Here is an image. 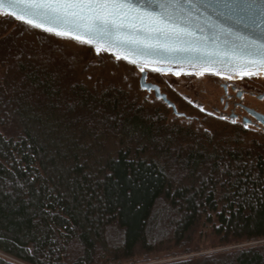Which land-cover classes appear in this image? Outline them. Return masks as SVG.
Here are the masks:
<instances>
[{"label": "trees", "instance_id": "trees-1", "mask_svg": "<svg viewBox=\"0 0 264 264\" xmlns=\"http://www.w3.org/2000/svg\"><path fill=\"white\" fill-rule=\"evenodd\" d=\"M92 51L0 19V264H264V134L180 122ZM201 227L222 249L199 253Z\"/></svg>", "mask_w": 264, "mask_h": 264}, {"label": "snow or ice", "instance_id": "snow-or-ice-1", "mask_svg": "<svg viewBox=\"0 0 264 264\" xmlns=\"http://www.w3.org/2000/svg\"><path fill=\"white\" fill-rule=\"evenodd\" d=\"M5 5L32 28L94 45L98 54L102 41L138 57L165 53L192 67L242 71L241 78L254 75L244 69L264 68V0H0Z\"/></svg>", "mask_w": 264, "mask_h": 264}, {"label": "flooded vegetation", "instance_id": "flooded-vegetation-1", "mask_svg": "<svg viewBox=\"0 0 264 264\" xmlns=\"http://www.w3.org/2000/svg\"><path fill=\"white\" fill-rule=\"evenodd\" d=\"M147 74L148 71L145 74L146 78ZM172 75L186 78L187 88L191 91L190 94L184 93L185 103L188 106L196 107L201 114L212 115L243 129L264 134V125L256 118L257 114L264 116V110L259 107V104L264 102L263 73L254 74L251 78L248 76L241 78L242 75L231 76V79H228L229 75L224 74L199 76L197 73H188ZM201 85L205 88H201ZM205 95L207 98H203ZM201 107L205 111H201ZM189 117L194 121H199L198 116L190 115ZM233 119H235V123L232 122Z\"/></svg>", "mask_w": 264, "mask_h": 264}, {"label": "rangeland", "instance_id": "rangeland-1", "mask_svg": "<svg viewBox=\"0 0 264 264\" xmlns=\"http://www.w3.org/2000/svg\"><path fill=\"white\" fill-rule=\"evenodd\" d=\"M2 15L0 14V19H2ZM2 23V22H1ZM9 25V22H6ZM11 24V23H10ZM12 25H10L11 27ZM5 27H9V26H5ZM7 29V28H6ZM63 51L65 50L68 54L74 55L75 57H82L84 52L82 50V48H80L79 46L73 44V43H64L62 46ZM82 49V50H81ZM86 54V53H85ZM90 54L92 56H96L97 52L96 51H92V53L90 52ZM114 58V57H113ZM78 59V58H77ZM95 62H97L96 59H93V57L90 59V61H87L86 63H88V67H86L84 69V66H80V76L86 75L87 77H92L93 80V74L94 73H99V72H94L95 70H97V67H94L93 65L95 64ZM93 65H90V64ZM90 66H92V69H90ZM108 70L110 71L109 74L110 75V79H112V77L116 78V80H118L120 83H123V86L127 89H129V91L132 93L134 92V87H133V82L134 78L133 76L137 79L140 76V73L135 74V71H133V69H131L129 71V67L123 63H120L118 65H112L111 63L108 64L107 66ZM135 68V67H134ZM137 69V68H135ZM139 70V69H138ZM92 71V72H91ZM140 71V70H139ZM149 72V71H148ZM116 73L120 74V75H116ZM82 74V75H81ZM108 75V76H109ZM107 76V75H106ZM116 76H119L118 78ZM108 78V77H107ZM121 79V80H120ZM123 80V81H122ZM147 81L152 82V83H156L157 85H159L162 89V91H164L168 97V99L170 101H173V103L175 104L176 108L178 109V111H183L185 112L187 115H195L198 116V120L199 121H195L198 122V124H200L201 121H203L204 119V114H201L200 112H198L196 107H192V106H188L185 101V95L186 94H190L191 91L189 88H187L188 86L186 85L187 80L186 78L182 77H178L172 74H153V73H148L147 74ZM91 81V80H90ZM137 80H136V85H137ZM201 88H205L203 85L200 86ZM140 96L142 97H149V99H155L153 91L147 92L145 89L140 90ZM135 93V92H134ZM203 98H207V95H205V97ZM204 100V99H203ZM260 108L264 110V102H261L259 104ZM165 107V106H164ZM166 111L168 112V115L170 117H175V115L172 113V110L170 108L165 107ZM176 120L183 122L184 118L182 117H175ZM218 118V117H217ZM204 123V122H203ZM194 124V123H193ZM202 124V123H201ZM252 132V131H251ZM201 230L200 235L196 238L198 240V247L201 249L202 247L206 248H202L200 250L199 253H207V252H211L213 250H220L222 249V245H220V241H218L217 238H215L214 236L211 235V232L206 229L205 227H201L199 228ZM225 240L228 239L229 237V232L225 231L223 234ZM211 246H214L215 248H209ZM209 248V249H208ZM165 253L162 252V254H160L159 256H150L151 258H149L148 262H142V263H138V264H153V263H159V262H163V261H168V260H172V259H178L181 257H186V256H177V257H166V255H164Z\"/></svg>", "mask_w": 264, "mask_h": 264}, {"label": "water", "instance_id": "water-1", "mask_svg": "<svg viewBox=\"0 0 264 264\" xmlns=\"http://www.w3.org/2000/svg\"><path fill=\"white\" fill-rule=\"evenodd\" d=\"M13 11H16V10L10 9L6 5L3 6L2 8H0V14L7 15V16H10V17L16 19L15 16L9 14ZM194 16H195V13H194ZM20 22H22V21H20ZM197 23L202 24L203 19H201L200 21L193 20V27H195L197 25ZM39 30H41V29H39ZM242 34L246 35L247 33L243 32ZM86 45H88V44H86ZM88 46H90L92 48V50L96 51V46H94V45H88ZM100 47L102 49H105L103 51L111 54L114 58L121 59V60L133 65L135 68H137L139 70L141 67H144V71L141 73V77H140V82H139L140 87L145 89L147 92L153 91L154 97L157 99H161L168 106H170L172 108V113L176 116L184 117L185 114L178 112L175 104L168 99L166 94L160 90V87L158 85L146 81L145 74L147 71L164 73V74H177V73L188 74V73H199V72H203L204 74H213L214 72L219 71L220 74L229 75V76H241V75H243L242 71H231V70H228L225 68H221L217 65H198L196 67H192L186 61L183 64H180L178 62L177 57L169 56L168 54H165V53H154L148 57H144V56L138 57L137 55H135L133 53V50L130 48L108 47L102 41L100 42ZM125 57H127V59H125ZM133 59L137 60L136 64H133L130 62ZM156 68H159L160 70L159 71H153V69H156ZM205 68H207L208 70H205ZM243 71H251V72H254V74H260V73L264 74V68L244 69ZM256 118L262 123V125H264V116L257 114Z\"/></svg>", "mask_w": 264, "mask_h": 264}, {"label": "bare ground", "instance_id": "bare-ground-1", "mask_svg": "<svg viewBox=\"0 0 264 264\" xmlns=\"http://www.w3.org/2000/svg\"><path fill=\"white\" fill-rule=\"evenodd\" d=\"M261 74V73H260Z\"/></svg>", "mask_w": 264, "mask_h": 264}]
</instances>
